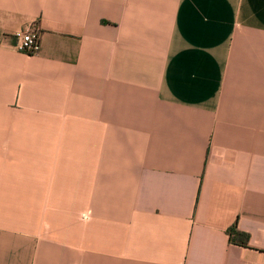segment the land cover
Listing matches in <instances>:
<instances>
[{"label": "crops", "instance_id": "0c3cea01", "mask_svg": "<svg viewBox=\"0 0 264 264\" xmlns=\"http://www.w3.org/2000/svg\"><path fill=\"white\" fill-rule=\"evenodd\" d=\"M0 264H264V0H0Z\"/></svg>", "mask_w": 264, "mask_h": 264}, {"label": "built area", "instance_id": "2783aa9c", "mask_svg": "<svg viewBox=\"0 0 264 264\" xmlns=\"http://www.w3.org/2000/svg\"><path fill=\"white\" fill-rule=\"evenodd\" d=\"M14 48L23 54L32 55L39 46L40 30L37 23H32L14 33Z\"/></svg>", "mask_w": 264, "mask_h": 264}, {"label": "trees", "instance_id": "16d2710c", "mask_svg": "<svg viewBox=\"0 0 264 264\" xmlns=\"http://www.w3.org/2000/svg\"><path fill=\"white\" fill-rule=\"evenodd\" d=\"M227 236L231 244L244 248L248 247L249 235L239 231L236 224L227 230Z\"/></svg>", "mask_w": 264, "mask_h": 264}]
</instances>
